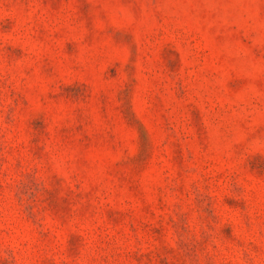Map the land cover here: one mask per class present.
I'll use <instances>...</instances> for the list:
<instances>
[{"label": "rangeland", "instance_id": "rangeland-1", "mask_svg": "<svg viewBox=\"0 0 264 264\" xmlns=\"http://www.w3.org/2000/svg\"><path fill=\"white\" fill-rule=\"evenodd\" d=\"M0 264H264V0H0Z\"/></svg>", "mask_w": 264, "mask_h": 264}]
</instances>
